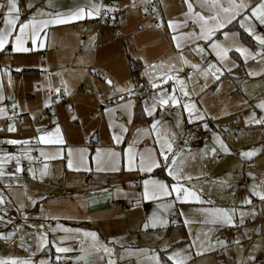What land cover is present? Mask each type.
<instances>
[{"label":"rangeland","instance_id":"1","mask_svg":"<svg viewBox=\"0 0 264 264\" xmlns=\"http://www.w3.org/2000/svg\"><path fill=\"white\" fill-rule=\"evenodd\" d=\"M256 2L257 0H245V3L250 5H254ZM154 16L153 10L149 17H145V23L150 21L151 25L155 27ZM238 21L239 18L236 20V31H230L228 39H225L223 34L220 35V38L215 39L223 46L232 49L228 54L229 59L223 63V75H221L219 81H216L211 73L205 77L191 67L192 64H200L202 70L207 66L203 61L215 62L220 66L207 41L200 43L202 47H205L203 60L201 54L193 50L194 46L181 50L184 59L188 61L187 64H184L180 60V52L172 51L170 46L161 39V34L153 28H149V30L145 24L142 25V33H139V27L134 28L133 31L131 30V35L133 36L131 38L128 34H123V32L121 33L123 36L118 38L110 35L111 31L118 32L120 28H112L113 24L110 27L103 26L99 28L100 34H97L98 25L93 28L87 25L85 26V31L82 30L83 27L79 29L80 34L78 35L70 34L65 30L57 35L54 45L56 52L60 53V61H57V64L62 68L58 74L50 77L47 88L43 82H36L35 89L39 85L41 87L40 92L45 89L47 92L53 91L57 94V88L63 91V95L67 100L65 104L59 106L65 108L63 113L67 119L60 123L59 129L61 134H65L74 142L75 147L72 150L71 159L77 160L79 167L69 168L68 161L65 163L62 159L54 161L41 158L40 161L48 165L46 175L41 177L40 173L35 174L36 170L30 171L32 166L27 168L26 173L27 177H29L27 182L37 186L38 189L19 188L20 201L18 205L12 200L18 209L14 204L11 206L16 208L15 213H20V220L24 221L23 223L41 230L39 236L29 237L30 241L34 244L36 239H40V236L44 235L49 241V245L41 251L33 252L34 254L32 253L31 256L24 255L22 256L23 258H31L33 264H40L42 260L47 261V264H85L84 260L79 259L81 246L78 247L82 241L84 242V247H88L92 242L91 237L85 236V233H95L100 245L111 248L114 253L111 258L116 261V264H137V257L135 255L129 256L125 250L135 252L138 249L146 250L152 248V246L155 247L162 243V240L157 237H164L165 234L169 236L172 234L181 239V241L187 240L186 243L181 244V248L189 247L192 240V237L189 236V228L183 226V217H178L176 210L168 217L170 220L176 221V223H170L167 228L151 230L143 228L134 234L128 231L127 226V222L130 225L134 222L138 223L136 227L140 223H142L143 227L146 218L152 214L156 205L152 201H140V194L143 189L141 177H139L138 171H129L127 169V159L124 156V150L133 141H135L134 150L137 153L145 149H151L154 146L155 137L149 136L146 132L137 131L138 129L149 128L152 117L144 114L149 120L147 125L134 124L133 113L129 117L128 111L121 106L131 101V111L136 106L143 112L145 102L151 104V97L159 91V89L151 88L149 77L144 73L147 72L156 77L162 72H166L169 65H173L177 69H182L175 75L184 80L185 88L190 92V95L183 97L180 85L176 84L175 80L160 84V88L171 93L173 86H175L176 91L174 94L181 98L182 101L194 103L204 116V119L193 120L187 113L183 112L182 108L171 110V118L165 119L160 109L154 113V116L156 119L163 121L162 128L169 133H175L174 149L180 152V158L184 160L183 171L186 175L193 176L190 186H194V189L201 193V198L205 201L207 198L216 200L215 195L221 192L224 188L223 186H230L232 190L237 191V185L242 181H246L247 187L239 190L243 199L241 203L238 202L237 208L224 209L230 213L236 212L237 219L235 223L237 225H240L239 213L241 211L251 212L255 210L256 212L255 217L247 215L244 219L242 230L249 233L250 239L236 244L237 247L228 248L229 250L224 253L223 257L220 256L214 260L204 256H195L196 249H193L192 252L196 259L191 260L190 264H238V262L239 264H256L254 263L256 260H262L264 263V229L260 235L256 232L261 226L264 228V203L258 197L251 195L253 187L260 185L261 180H264V124L254 123L251 119L253 115H255L256 119L264 117V110L257 107L264 101V59L258 55L264 50V46L259 45L251 36L244 32L240 28ZM255 32L256 34L264 35V26L257 24ZM232 34L236 35L233 36ZM149 39L154 40V46L144 48L148 44L140 42ZM94 44L97 45L95 49L93 48ZM236 47L248 48L255 58L250 57L245 60L243 56L235 51ZM150 49H153L151 51L156 54H149ZM137 56L141 57V59H137L140 60L143 66L131 71L128 66V58L134 59ZM107 59L108 61H106ZM161 62H163L162 65ZM151 64L157 65L155 71L147 67ZM53 69L50 68V72H53ZM228 69H231V71H228ZM101 71L107 73V77L104 80H99L96 77V74L101 73ZM188 71L189 73H187ZM251 72H255L257 75H249ZM109 79L112 81V86L106 83V80ZM139 82H142L150 91L136 96H131L125 91H117V89L125 88L133 90ZM154 82L160 83L159 80L155 79ZM205 85L207 86L205 87ZM83 88L90 90L89 94ZM111 88H113L114 92L110 91ZM36 91L38 90L36 89ZM142 95L144 97H141ZM69 96H71L70 99ZM121 97H123V100ZM53 108L51 110L54 115L57 112V108L55 110ZM106 109L109 111H106ZM17 110L20 113L19 108ZM175 115L181 116L179 127H176ZM41 116L38 114L35 117L37 121H40ZM43 116H47L46 113H43ZM129 119H131V123H129ZM205 124L207 125L206 128ZM121 125L127 128L128 131L122 132ZM203 132L208 135L207 144L209 148L204 151L209 156V161L207 160L206 164L205 162L203 163L200 152H194V150L198 151V146L193 145L195 144L193 140ZM114 134L123 136L121 143L116 144L113 142L112 136ZM95 137L96 142L92 144L90 141ZM215 137L220 138V141L227 147V151L221 149L216 139V142L212 140ZM185 143H187V146L189 145L188 148L184 147ZM213 148L216 149L215 154L211 151ZM97 149L101 150L100 163H97L95 159ZM81 150L84 151L81 152ZM109 151L120 153V157L116 158L115 162V167L119 168V171L111 170L113 161L107 157ZM247 151H255L257 155L252 158L243 156L242 153ZM188 153L191 154L186 156ZM219 154H222L225 158H234L232 163L227 166L229 174L219 171L221 168L217 167V161L215 160L216 155ZM82 155L84 157L83 160H81ZM192 156L197 159L198 164L192 163ZM68 159L69 155L67 156ZM245 161L247 162L245 163ZM24 162L23 164L28 166L29 164L33 165L36 161L24 160ZM246 171L249 172L248 176ZM107 174L115 177L119 176L118 179L122 180L120 183H116L117 189H119L118 192L122 197L119 198L117 193L114 201L116 200L118 203L119 198L123 205L120 207L123 213L121 212L119 216L123 217L122 222L125 221L126 232L122 234L123 227L120 225L121 222L118 224L117 221H110L117 217L118 212L116 211L109 212L107 221L103 223L97 221V219L94 220L91 223L92 229H74L68 226L67 223L74 224L77 221L81 222L80 224H86L84 221L88 219V215L85 213V199L83 198L85 194L82 192V188L76 187L84 185L87 175L105 179L109 176ZM34 175L36 178H33ZM92 187L90 186L89 188L92 189ZM39 190H41L40 194L47 192L49 198L38 201ZM257 190L260 189L257 188ZM26 193L32 194L30 199L25 197ZM245 199H251L252 204H244ZM138 201L140 202L138 203ZM130 202L136 206L135 209L131 208ZM201 207L208 208L204 207V205L192 207L184 204L176 205L177 210H182L186 216L192 219H202V217L193 212L186 213L185 210ZM79 212L82 214L78 215ZM3 223L6 226L0 229V232H2L0 236L6 237V235L10 234L11 224L7 221H3ZM215 227L216 225L194 223L191 225L190 230L193 236L199 233L203 240V233L212 228L213 230L210 233L212 243L215 250L221 254L223 246L216 243V241L230 237L231 233H228L225 228V232L222 234ZM64 228L70 229V232L65 233L63 231ZM149 233L154 234L153 238ZM63 237L67 238L62 240ZM56 246L69 247L73 250L57 254L55 252ZM3 247L5 250V246ZM57 255L61 256L59 261L56 260ZM121 255L128 259L125 261L121 260ZM100 256H103L104 259L100 260ZM249 256L255 257L254 262L248 260ZM108 259V254L102 250L88 257L89 264H107Z\"/></svg>","mask_w":264,"mask_h":264},{"label":"crops","instance_id":"2","mask_svg":"<svg viewBox=\"0 0 264 264\" xmlns=\"http://www.w3.org/2000/svg\"><path fill=\"white\" fill-rule=\"evenodd\" d=\"M111 2L116 4V15L113 16V19H112L114 21L113 22L114 26H112V28L120 27L119 28L120 31L118 30L120 35L123 32V34L126 33L131 38L133 37L131 34L134 28L139 27V31H140L139 33H142L143 31L142 25L145 24L148 29L153 28L156 32H159L161 34V39L170 46L172 51L181 52V50H186L187 48H191L194 46L191 42L182 39L180 41L182 47L180 50H177V48L175 47V43L171 39V37L174 35L182 36L183 34L190 32L193 27L191 24H189L188 26H184L183 24L179 23L180 21L185 19L184 13L187 12V7L184 4L183 0L182 1H178V0H16L19 11H18L17 26L13 29V35L19 34V24L25 23L29 20H36V21L46 20V19L53 18V16L57 13L67 16L71 12H74L77 8L84 7L88 9L91 7L92 4L100 5V10H102V8H108L109 3ZM209 2H211V0H209ZM218 2L224 7H227L229 4V0H218ZM236 2L239 3L240 1L236 0ZM191 3L193 4V8L195 12H200L205 16L209 15V10L207 8L201 7V0H191ZM0 4L6 5L7 0H0ZM29 5H31V7H29ZM133 5L135 6L133 7ZM4 8L6 12L7 8L6 7ZM146 9L149 10L150 13H152L154 9L155 16L153 18L155 19V27L151 25L150 21L148 23H145V17H147ZM12 15L17 16V13H13ZM221 15L223 16L226 14L221 13ZM96 17L97 16H94L92 18L86 17L83 20L73 21L67 24H62V25L49 24L47 27L41 26L40 28H38L40 35L37 41V46L33 47L31 45L30 40L26 42L25 46L30 48V51L28 52H13L11 51V44L7 45L3 51H0V95L4 97L3 100H0V109H4V111L0 113V143L7 142L13 139L18 140V141L27 140L29 142L27 144H23V143L11 144L12 146L14 145L18 147L17 150H13L12 152L0 146V158H6L5 154H11L14 157L19 156L20 166H21L24 160L26 161L29 160L25 156V153H27V156L32 157L31 160L36 161L33 165H31L32 167L29 166V168L31 167L30 171L36 170L35 174L40 173L41 170L43 169L44 164L40 161V159L45 158V155L57 157L55 159H48V160L59 161L60 159H62L64 160L65 163H67L68 161L67 156L69 155V150H71V153H72V150L75 147L74 142H72L69 139V137H67L63 133L62 134L60 133L61 137L64 140V143L56 144V145L42 144L39 142V139H38V137L42 134H45L48 132L55 133L56 127L57 126L60 127L61 125L60 123L63 122L65 119H67L66 115L63 113L65 108H62L59 106L61 104H65L67 99L65 100L64 103H58L54 105L51 99L49 98V95L51 93L53 94L54 92L53 91L47 92L45 89H43L42 92H40L41 87L39 85L36 86V89L38 90L36 91L35 85H36V82H43L44 84H46V88H47L49 85L48 83H49L50 77L58 74V72H60L62 68L61 66L57 64V61L58 62L60 61L59 59L60 53L56 52L55 45H54V41L57 39V35L63 30L69 32L70 34L73 33V34L78 35L80 34L79 29L82 27L84 28V29L82 28V30L84 31L86 30L85 26L87 25H89L92 28L95 27ZM170 20L177 22L176 28L174 30H170L167 27V23ZM0 23H1L0 28L7 27L4 23L3 18L1 19ZM157 24H161L163 26L157 27ZM30 30L31 29L29 28V31ZM226 31L230 32L228 30ZM102 32L101 34H103ZM223 32H225V29L220 30V32H218L216 36L213 37V39L220 38L221 37L220 35ZM122 36L123 35L119 37H122ZM145 37H146V34H145ZM11 39L12 37H10V40ZM153 41L154 40L149 39L144 42L142 41L140 43L146 42V44L148 45H146V47L144 48H150L154 46ZM204 42L206 41L204 40L196 41V43L198 44L204 43ZM40 43H43L44 47H39ZM93 48L95 49L96 47H94L93 45ZM151 50L153 49H150L149 54H152V55L156 54L155 52H152ZM137 58L141 59L140 56H137L134 59H137ZM106 61H108V59ZM140 65H141V62H140ZM98 66H100V64H98ZM142 66L143 65H141V67ZM50 68L51 69L54 68L53 72H50ZM25 70L26 71L31 70L33 71V73H30L27 75L21 74V72ZM104 73L106 74L104 78H106L107 73L105 71L104 72L101 71V74H104ZM104 78L100 80H104ZM9 80H11V85H9ZM110 91L112 92L111 89ZM71 96H69V99L71 98ZM12 100L16 101L17 108H19L20 110L19 114L21 115V117L23 116V118L25 116V118L24 119L22 118L21 125L19 126L14 125V127L16 128V131L9 132L8 126L10 124L7 122L6 119L8 117L7 115L9 111V103ZM46 104H48V106H46ZM49 106L51 108L54 107L53 108L54 110L55 108H57L56 109L57 112L54 113L53 115L52 110H50L52 114L51 116L48 115L47 113H46L47 116H43V113L45 112H43L41 109H43L44 107H49ZM136 109L138 108L134 106L133 110L131 111L133 113L134 124H137V125L146 124L147 125L149 120L142 111L141 112L147 118V121L146 122L145 121L135 122L134 119H135L136 113H140L138 112V110L136 111ZM38 114L43 116V117L41 116V118L39 119L40 121H37V119L35 118ZM38 129L39 131H37ZM202 134H206V133L203 132ZM202 134H199L198 137H196L193 140L194 141L193 143H195L193 145L198 146V151L194 150V152L195 153L200 152V157H202L203 163L205 162L206 164L207 160L209 161V156L205 154L204 151L209 148L207 144L208 138L206 140L201 139ZM212 140L215 141V138ZM90 142L92 144L95 143L96 137L91 139ZM184 147L188 148L189 145L187 146L184 144ZM189 154L191 153L186 154V156L187 155L189 156ZM219 155H221L222 157H220ZM219 155H216V158H215V160L217 161V167L221 168L219 171H221L224 174H229V171L227 170V166L232 163L234 158L233 157L225 158V156H223L222 154H219ZM186 160H187V157H186ZM38 161H40L41 163L38 164L37 163ZM72 161H73L72 167L78 168L79 163L77 162V160H72ZM191 161L193 164H198L197 159L194 156H192ZM246 162L247 161H245V163ZM15 168H16L15 159L8 161L6 164L2 166V170L4 174L0 175V197L3 198L4 203L0 204V217H3V219L0 220V229L6 226V224L3 223V221H7L5 218V215L7 213H15L16 211L17 207L12 202V200L15 201V203L18 205V202L20 201V196L18 193V191H20L19 188L21 189L35 188V190L36 188L38 189L37 186L33 185L32 183L27 182V180L29 179V177H27L28 176L27 173L23 174L21 171L19 173H16ZM139 174H140L139 177H141V183L143 179L148 178V174L140 173V172ZM246 175L247 176L249 175L248 171H246ZM107 177L108 178L104 177L105 179H102L101 177L94 178V177H91L90 175H87L85 177L84 185L76 187L80 189L82 188L83 191L82 190L81 191L84 192L85 194L83 198L85 199L84 200L85 213L88 215L87 217L88 219L85 220L84 222H86L87 225L80 224L81 222L79 223L77 221L78 223L75 222L74 224H69L66 222L68 226L74 229H79V228L80 229H92L91 223L94 220L97 219V221H100L101 223H103L107 221L109 212L116 211L118 212L117 217L111 219L110 221H114V222L117 221L118 224H120L121 222L120 225L121 227H123L122 234L126 232L125 221L122 222L123 217L119 216V214L122 212V209H120V207L123 206L122 203L120 202L121 200L119 199L122 197V195L118 192L119 189H117L118 186L116 184V183H120L122 180L118 179L119 176L115 177V176L109 175ZM154 178H157V177H154ZM12 182H15L14 186L11 185ZM243 182L245 183V187L243 188L238 187V185H240ZM241 183L237 185V189H238L237 191L232 190L230 186H227V187L223 186L224 188L221 190V192L216 193L215 195L216 200L207 198L205 199V201L211 200L212 203L211 204L204 203L202 205L208 208H211V207L229 208V210L231 209V207L237 208L238 202L241 203V201L243 200L242 197L240 196L239 190L245 189L247 187L246 181H242ZM90 186H93L92 189L89 188ZM41 190L38 191V195H37L38 201H42V199L49 198L47 195L48 194L47 192H45L44 194H40ZM117 193L119 194L118 203L116 200L114 201L115 197H117L116 196ZM31 196H32L31 193H28V194L26 193L25 195V197L29 199ZM54 198L58 199L56 197ZM147 202H150V201H147ZM13 204L15 205L16 208H14V206H11ZM184 205L192 207V206H200L201 204L197 202H191L189 204H184ZM131 208L135 209L136 206L133 207L131 205ZM189 210L190 209H186L185 212L186 213L193 212L194 214H198L196 212V209H191L192 211L191 210L189 211ZM17 214L19 215V218H20V213L18 212ZM79 214H82V213L79 212L78 215ZM236 219H237V215L235 216V222H236ZM136 224L138 223L132 222V225H130L127 222V226L129 229L128 231L136 234L138 233L139 230L143 229L142 223H140L139 226L137 227H136ZM238 226L241 227L238 232H232L231 235H229L230 237H227L221 240L224 242V244L222 245L223 250H221L222 252L221 254H219L215 250V251H209L205 253V255L203 256L208 257L211 260H214L217 257L219 258L220 256L223 257L224 253L227 250H229L228 248L237 247L235 241H240L243 243L245 242V240L250 239L249 233H246L245 231L242 230L244 226L243 225H238ZM216 227L217 229L220 230L222 234H224L223 233L225 232L224 229L226 228L228 233H230L229 228H231L232 226L225 225V224L223 225L219 224V225H216ZM263 229L264 228H262V226L261 228H258L256 230L257 234L258 235L262 234ZM9 231L11 235L8 234L6 235V237L0 236V249H1L0 259H12V258L26 259V258H23L22 256L24 255L31 256L33 252L35 253L37 251L35 248H36L37 241L39 239H36L34 244L32 243L33 245H31V247L28 248V251H25V248L27 247H25L24 245L22 246V242L20 241L23 236V233L20 227L17 225L11 224ZM1 233L2 232H0V234ZM149 234L152 235V238H153L154 234L152 233H149ZM15 239H17L16 244L14 246H10L9 242ZM173 241H176L178 248L179 247L181 248L182 243L187 242V240L181 241V239H178L176 236L172 234H170V236L168 234H165V236L163 237L162 243L155 247L152 246V249L162 248L164 246V243L171 244ZM3 246H5V250ZM80 246H82L81 242L79 243L78 247ZM126 259L128 258L124 257L123 261H125ZM194 259H196V257L193 254L192 260ZM55 264H60V263H55Z\"/></svg>","mask_w":264,"mask_h":264},{"label":"snow or ice","instance_id":"3","mask_svg":"<svg viewBox=\"0 0 264 264\" xmlns=\"http://www.w3.org/2000/svg\"><path fill=\"white\" fill-rule=\"evenodd\" d=\"M184 4L187 7V12L184 13L185 19L180 21V24L184 26H188L191 24L192 30L188 33L183 34L182 36H172L171 39L175 43V47L177 50H180L182 45L180 41L187 40L194 45L193 50L199 54H201L203 60V53L205 52V47H202L200 44L196 43L198 40H204L208 42V46L211 47L212 51L215 54L216 60L220 63V66L215 62H207L203 61L207 66L201 70L200 64H192L191 67L199 74L204 75L205 77L211 73L212 77L219 81L221 75H223V63L229 59V51L232 49L223 46L220 42L213 39L220 30L225 29L227 25L231 24L234 20L239 18L240 28L244 30L249 36L252 37L259 45L264 46V35L256 34L255 27L256 25L264 26V0H257L254 5H250L245 3V0H240L239 3L236 0H229V4L227 7L221 5L218 0H201V7L207 8L209 10V15L205 16L200 12H195L193 8V4L191 0H183ZM135 5H133L134 7ZM7 8V11L3 13L4 23L7 27L0 28V51H3L5 47L11 44V51L13 52H28L30 51L29 47H26V42L31 41V45L33 47L37 46V41L39 39V31L38 28L41 26L47 27L49 24L51 25H62L67 24L73 21L83 20L86 17L92 18L94 16H99L101 14L100 5L92 4L90 8L86 9L84 7L77 8L74 12H71L69 15L64 16L59 13L55 14L53 18L36 21L29 20L25 23L19 24V34L13 35V29L17 26L18 19V7L16 0H7V4H0V8ZM31 7V5H29ZM154 10V9H153ZM147 11V9H146ZM13 13H17V16H13ZM224 13L226 15H221ZM175 21H168L167 27L170 30H174L176 28ZM163 25L157 24V27H162ZM29 28L31 29L29 31ZM198 29V31H197ZM225 39H228L230 33L225 31L222 33ZM235 36L236 34H232ZM10 37L12 39L10 40ZM39 47H44L43 43L39 44ZM235 51L238 52L241 56L247 60L248 58H255V56L249 51L248 48L245 47H236ZM258 55L264 59V50H262ZM180 60L182 63L187 64L188 61L184 59L182 52H180ZM163 62H161V65ZM235 66V64H233ZM147 67L153 69L157 68L156 64L148 65ZM182 69H177L173 65L168 66V70L166 72H162L159 76L153 77L149 73H144L149 77V83L151 84L152 89H159L155 95L151 97L152 103L148 104L145 102V107L143 112L148 117H152L149 128L140 130L138 132H146L149 136H154L155 139L153 141L154 146L151 149H145L137 153L134 150L135 141L128 146L126 150H124V156L127 159V169L129 171H138L140 173L148 174V178L143 179L142 185L143 189L140 194V201H152L155 203L156 207L153 210L152 214L146 218L145 223L143 224L144 229H156V228H167L170 223H176L174 220H170L168 217L171 213L176 210V214L178 217H183L182 224L184 227L189 228V236L192 237L191 243L188 248H178L176 241H173L171 244L164 243V246L159 249H138L135 252L131 250H125L129 256L135 255L137 257V264H190L193 258V249H196L195 256H203L205 253L209 251H215V247L212 243V238L210 233L212 232V228H209L208 231L203 233L204 239H201V235L199 233L195 234V236L191 233V225L194 223L204 224V225H219L225 224L229 226L236 227L235 216L236 213L233 211L230 213L228 210L224 208H198L196 212L202 219H192L185 215L182 210H177V204H189L193 201L204 204H211L212 201H204L201 198V193H198L194 186H190V182L193 180V176L186 175L183 171L184 160L180 158V152L174 149V140L175 133H169L166 129L162 128V120L156 119L154 113L157 112L158 109H170L174 111L176 108H182L183 112L187 113L191 119H199L203 120L204 116L200 113L199 109H197L196 105L191 102L182 101L181 98H178L175 95V86H173V91L170 93L160 88V84L167 83L168 81L175 80L176 84L180 85V91L183 94V97H188L190 92L185 88L184 80L180 79L179 76L175 75L178 71ZM231 71V69H228ZM249 75H257L255 72L249 73ZM155 80H159L160 83L154 82ZM106 83L109 86H112V81L106 80ZM9 85H11V80H9ZM207 85H205L206 87ZM117 91H125L131 94V88L125 89H117ZM57 94L60 93V89H56ZM66 94V92H65ZM4 97L0 95V100H3ZM123 99V97H121ZM47 106V104H46ZM17 105H13L15 109ZM121 107L125 108L128 111L129 117H131L132 112V102L128 101L126 105H122ZM261 110H264V101H262L259 105H257ZM4 109H0V113H2ZM106 111H109L106 109ZM75 119V117H73ZM174 119L176 121V127L180 126V115H175ZM252 122L257 124H264V117L260 119H256L255 115L252 116ZM191 122V121H189ZM129 123H131V119H129ZM247 123V121H246ZM122 132H127L128 129L123 125L120 126ZM207 125L205 124V128ZM9 132L16 131L14 125L8 126ZM39 131V129L37 130ZM55 137V138H53ZM39 142L46 145H56L63 144L64 140L60 135V129L57 126L55 129V133L48 132L42 134L38 137ZM217 142L220 144L222 150L227 151V147L220 141L219 137H215ZM112 140L114 143L119 144L123 140V136L120 134H114L112 136ZM9 144H18L29 143L27 140L18 141V140H9L7 141ZM84 150H81L83 152ZM212 153L215 154L216 149L213 148ZM96 161L97 163L101 162V150H96ZM71 150H69V159H68V167L72 168L73 161L71 159ZM243 156L248 158H252L257 155L255 151H247L242 153ZM27 159L31 160V156H27ZM6 158H0V175H3L2 166L6 164L8 161L15 159L16 168L15 172L19 173L22 169L20 167V157L12 156L11 154H5ZM107 157L113 161L112 171H119L120 169L115 167L116 158L120 157V153H116L114 151H109L107 153ZM55 156L45 155V160L55 159ZM83 155L81 156V160H83ZM48 168L47 164L43 165V170L40 172V176L43 177L46 175V170ZM155 169H161L167 172V176L171 177V182L166 183L163 180L157 179L153 177V172ZM33 178H36L35 175ZM259 188L260 190H257ZM252 196L258 197L262 203H264V180H261L260 185L254 186ZM138 201V203L140 202ZM4 200L0 197V204H3ZM244 204L250 205L252 204L251 199H245ZM247 215H251L255 217L256 212L252 210L251 212L241 211L239 213V224H244V219ZM3 217H0L2 220ZM59 227V226H58ZM63 231L65 233H69L70 229L64 228ZM11 235V233L9 234ZM85 236L91 237V243L88 247L83 246V241L81 248L79 249L81 252V256L79 259L84 260L85 264H89L88 257L92 256L94 253H99L101 250L108 254L109 259L107 260V264H116V261L111 257L114 255L113 250L107 246H102L98 243L97 237L95 233H85ZM67 237H63L66 239ZM163 241V237H157ZM207 241V243H205ZM216 243L223 245V241H216ZM236 244H239L240 241H235ZM49 245V241L44 235L40 236L38 243L36 244V250L41 251L45 247ZM23 246V242H22ZM72 248L69 247H55V252L57 254L67 253L72 251ZM25 251H28V248H25ZM34 254V253H33ZM61 259L60 255L56 256V260L59 261ZM100 260H103L104 257L100 256ZM120 259L123 260L124 256L121 255ZM249 261L255 260V257L249 256ZM0 264H33V261L29 259H0ZM40 264H47V261H41ZM239 264V262H238Z\"/></svg>","mask_w":264,"mask_h":264},{"label":"built area","instance_id":"4","mask_svg":"<svg viewBox=\"0 0 264 264\" xmlns=\"http://www.w3.org/2000/svg\"><path fill=\"white\" fill-rule=\"evenodd\" d=\"M178 1H182V0H178ZM116 11V4H114L113 2L109 3V6L108 8H102L101 10V14L99 16L96 17V25H98V29H97V34H100V31H99V28L103 27V26H108L110 27L112 24H113V13ZM3 13H5V8H1L0 10V22H1V19L3 18ZM150 15V11L146 13V16L149 17ZM0 26H1V23H0ZM111 35H113L114 37H119L121 36L119 32H115V31H111L110 33ZM97 45L94 44V47H96ZM189 73V71H188ZM106 76V74H101V73H97L96 74V77L97 79H102ZM83 90L86 92V93H89L90 90L86 89V88H83ZM111 90L113 91V88H111ZM150 91L142 82H139L137 85H135V88L132 90L131 92V96H136V95H141L145 92H148ZM49 98L51 99V101L53 102L54 105L58 104V103H64L65 102V97L63 95V91L60 90V93L59 94H50L49 95ZM16 105V101L15 100H12L10 103H9V111H8V117H7V122L11 125H16V126H19L22 124V117L21 115L18 113V110H17V107L14 109L13 108V105ZM51 107H44L43 108V112L47 113L48 115H52L51 112ZM160 111L163 112V116L165 117V119L167 118H171L172 116V111L170 109H160ZM208 138V135L207 134H202L201 135V139L203 140H206ZM185 145H187V143H185ZM0 146L8 151H13V150H17L18 147L17 146H11L5 142L3 143H0ZM220 157H222L221 155H219ZM38 164H40L41 162L38 161L37 162ZM31 166V164H29L28 166L26 164H22L20 167H21V172L24 174L26 173L27 171V168ZM15 182H12L11 185L14 186ZM238 187H245V183H241L240 185H238ZM130 205H132L133 207L135 206L132 202L130 203ZM5 218L6 220L10 223V224H13V225H17L20 227L22 233H23V236L21 238V242H23V245L27 248H30L31 245H32V241H30L29 237L31 236H39L41 234V230L39 228H36V227H30L28 226L27 224L23 223L20 218H19V215L17 213H7L5 215ZM240 226H236V227H231L229 228V232L232 233V232H238L240 230ZM16 241L17 239L15 240H12L9 242V245L10 246H14L16 244ZM0 252H1V249H0ZM254 263L256 264H263V261L262 260H256Z\"/></svg>","mask_w":264,"mask_h":264},{"label":"trees","instance_id":"5","mask_svg":"<svg viewBox=\"0 0 264 264\" xmlns=\"http://www.w3.org/2000/svg\"><path fill=\"white\" fill-rule=\"evenodd\" d=\"M116 15V11L113 13V16ZM236 20L233 21L231 24L227 25V27L225 28V31L228 30V31H236ZM242 36V35H241ZM128 66L130 67V70L131 71H134L135 68H140L141 65H140V62L139 60L137 59H132V58H128ZM30 73H33V71L31 70H25V71H22L21 74H24V75H27V74H30ZM144 94V93H143ZM141 97H144V95H142ZM138 108V107H137ZM138 110V112L140 113H136V116H135V122H143V121H147V118L143 115V113L141 112V110L136 109V111ZM154 177H157L159 179H162L164 181H166L167 183L168 182H171V178L167 176V173L166 171L164 170H161V169H155L153 174H152Z\"/></svg>","mask_w":264,"mask_h":264}]
</instances>
